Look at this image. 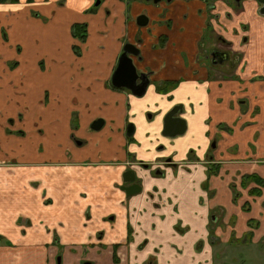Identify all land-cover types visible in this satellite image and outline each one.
Segmentation results:
<instances>
[{"label":"crops","instance_id":"1","mask_svg":"<svg viewBox=\"0 0 264 264\" xmlns=\"http://www.w3.org/2000/svg\"><path fill=\"white\" fill-rule=\"evenodd\" d=\"M94 2L0 0V235L13 245L0 247V264H225L228 252L255 249L264 188L259 197L240 189L233 201L229 184L264 178L261 5L101 0L90 12ZM83 22L80 43L71 27ZM207 32L223 40L231 70L208 64ZM126 42L149 76L142 97L110 87ZM173 80L171 92L156 91ZM174 108L186 129L170 136L176 129L164 131V121ZM212 164L219 169L208 177ZM127 170L139 194L121 190ZM250 231V241H236Z\"/></svg>","mask_w":264,"mask_h":264},{"label":"water","instance_id":"2","mask_svg":"<svg viewBox=\"0 0 264 264\" xmlns=\"http://www.w3.org/2000/svg\"><path fill=\"white\" fill-rule=\"evenodd\" d=\"M154 2L158 0H153ZM261 5L259 13L264 15V0H257ZM100 4V0H95L94 7ZM148 19L145 15H139L136 18V24L139 27H144L147 25ZM139 51L132 44H125L122 48V52L118 57L116 68L111 76L110 83L116 89H124L130 92L135 97H142L149 85L148 76L144 73H138L136 66L133 63V57H138ZM223 56V54L221 55ZM215 57V53L212 54V58ZM177 108L171 110L164 121V131L170 128L176 129V132L170 136L182 135L186 129V123L184 120L177 118L176 115ZM102 120H97L91 126L92 130H99L102 125ZM99 127V128H98ZM133 132V126L129 125L127 128L126 135L131 136ZM124 185L121 187L126 194V196H132L139 194L141 191V185L135 181L136 175L133 171L127 170L124 172L123 176Z\"/></svg>","mask_w":264,"mask_h":264},{"label":"trees","instance_id":"3","mask_svg":"<svg viewBox=\"0 0 264 264\" xmlns=\"http://www.w3.org/2000/svg\"><path fill=\"white\" fill-rule=\"evenodd\" d=\"M2 2H6L7 0H1ZM9 2H17L18 0H8ZM217 0H210V2H208V6L211 4V2H214ZM91 9V8H90ZM89 9V10H90ZM95 8L93 7L90 12H94ZM71 35L74 39L80 41V42H84L87 36V26L86 24H74L71 27ZM74 53L76 55L80 54V50L78 47L73 46L72 47ZM179 81L173 80V81H165L159 84H156V91L158 93H169L171 92L177 85H178ZM111 87V86H110ZM112 89H115L113 87H111ZM116 90V89H115ZM122 90V89H121ZM219 169V164H212V165H208L207 167V175L208 177L211 175H216ZM241 182H240V186L241 189H246L248 187L249 184L253 183L254 185H256V187H252L250 189H248V194L250 196H260L262 193V189L264 188V178L259 177L256 174H245L243 176H241ZM204 188L207 189L206 184H204ZM230 191L232 193V200L236 201L238 199V197L240 196V193L238 191V189H236V187L234 185H230ZM242 210L244 211V208H242ZM253 228L257 227L258 224H253L252 225ZM213 231L210 229L209 230V237H213ZM252 238V232H247L244 234V236H242L241 239L236 240V241H244V240H248L250 241V239ZM127 240H130L129 235ZM234 240V234L233 232L231 233V241ZM235 241V240H234ZM9 243V242H8ZM199 245V244H198ZM113 258H114V262H118V259L116 257V250H117V245L113 246Z\"/></svg>","mask_w":264,"mask_h":264},{"label":"rangeland","instance_id":"4","mask_svg":"<svg viewBox=\"0 0 264 264\" xmlns=\"http://www.w3.org/2000/svg\"><path fill=\"white\" fill-rule=\"evenodd\" d=\"M79 24H86V23L83 22V23H79ZM86 26H87V24H86ZM76 41H78V40H76ZM78 42H80V41H78ZM80 43H82V42H80ZM204 43H205L204 44V46H205V54L204 55L209 59V61H210V54L212 52H214L215 50H221V51H224V53H228V51L226 50L225 44H222L220 42V40L212 32L206 33ZM74 46L78 47L79 50H81L80 46H78L76 44H74ZM209 61H208V64L213 65L212 67L216 68L215 70L217 72H221V73H224L225 70H229V69L231 70L232 69L231 66H233L232 63H229L230 65L228 64L227 67L221 64L223 66L222 67V66H220V64H212ZM234 63H235V61H234ZM227 72L229 75L230 72L229 71H227ZM57 145L60 147L62 146L60 143H57ZM215 146H216V144L214 143V147ZM210 147H212V144H210ZM213 150H214L215 154H217L216 150L215 149H213ZM213 150H211L210 152L212 153ZM186 157H187V155H186ZM234 182L235 181L231 180V182L229 184V189H230V185H234L236 187V189L240 190L241 189V186H240L241 179L239 180L238 185L235 184ZM249 186L256 187V185L251 183L248 185V187L246 189H250ZM250 197H254V196H250ZM257 197H259V196H257ZM243 208H244V212H246V213L250 211V206L248 203H245L243 205ZM253 224H258V222L255 220H249L247 222V226L250 230H252ZM246 241H248V240H246ZM261 244H262V246H261ZM261 244L259 246H256L255 249H246L245 252L240 256H237L236 254H231L228 252L226 255L227 258H225L226 261H224V262H226L225 264H264V242ZM0 247L13 248V245L9 239H6L4 236L0 235ZM242 258H243V262L240 261ZM249 259H250V261H249ZM217 263L218 264H224V263H221L220 260Z\"/></svg>","mask_w":264,"mask_h":264},{"label":"flooded vegetation","instance_id":"5","mask_svg":"<svg viewBox=\"0 0 264 264\" xmlns=\"http://www.w3.org/2000/svg\"><path fill=\"white\" fill-rule=\"evenodd\" d=\"M95 1V0H94ZM146 1H152L154 4H156L158 1H160V0H158V1H156V2H154L153 0H146ZM167 2L168 1H170V0H166ZM100 2H101V0H100ZM95 3V2H94ZM93 7H94V4H93ZM207 7H208V5H207ZM95 8V7H94ZM148 19V18H147ZM148 23V22H147ZM207 26H208V24H207ZM145 27V26H144ZM219 40H220V42L221 43H223V40L221 39V38H218ZM125 44H132V45H134L135 47H136V45L135 44H133V43H130V42H126ZM124 44V45H125ZM123 45V46H124ZM123 48V47H122ZM137 48V47H136ZM139 51V50H138ZM213 53H215V57L214 58H212V54ZM223 54V56H221ZM134 59H137L138 61L139 60H141V56H140V52H139V54H138V57H133V63H134ZM208 59V58H207ZM118 61V60H117ZM208 61H209V59H208ZM210 63H212V64H224V63H232V64H234V59H233V57H231V59H230V57H229V54L228 53H224V51H221V50H215L214 52H212L211 54H210V61H209ZM117 65V64H116ZM135 65V64H134ZM136 66V65H135ZM116 68V67H115ZM136 69H137V67H136ZM137 72L138 73H144V74H146L147 75V73H145V72H140L138 69H137ZM148 76V75H147ZM148 80H149V76H148ZM149 84H150V81H149ZM110 86L111 87H113L112 85H111V83H110ZM149 86V85H148ZM148 86H147V88H148ZM114 88V87H113ZM116 89V88H115ZM114 89V90H115ZM116 90H121V89H116ZM123 90V89H122ZM147 90V89H146ZM123 91H125V90H123ZM146 93V92H145ZM144 96V95H143ZM137 98V97H136ZM129 125H131V124H127V126H126V132H127V128H128V126ZM74 127H76V126H74ZM133 131H134V126H133ZM133 133V132H132ZM212 146L214 147V143H212ZM207 158L208 159H212V157L211 156H207ZM167 165H172V164H170L171 163V161L170 160H167ZM141 167L143 166V167H147V165L146 164H141L140 165ZM172 166H174V165H172ZM133 171V170H132ZM134 172V171H133ZM134 174H135V172H134ZM156 174H158L159 175V172H157ZM136 175V174H135ZM135 181H136V179H135ZM216 238L214 237V235H213V237H209V240H210V242H212L213 240H215ZM242 242V241H241ZM195 250H200V244L198 245V247L195 249Z\"/></svg>","mask_w":264,"mask_h":264}]
</instances>
